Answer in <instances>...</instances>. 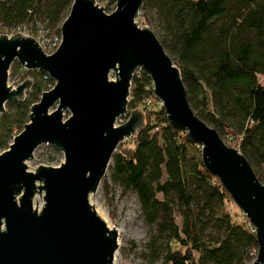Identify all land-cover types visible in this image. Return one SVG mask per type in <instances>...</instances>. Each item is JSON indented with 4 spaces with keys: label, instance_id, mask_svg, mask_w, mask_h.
<instances>
[{
    "label": "water",
    "instance_id": "water-1",
    "mask_svg": "<svg viewBox=\"0 0 264 264\" xmlns=\"http://www.w3.org/2000/svg\"><path fill=\"white\" fill-rule=\"evenodd\" d=\"M141 1L115 0L106 15L92 0H72L59 26L61 42L51 55L43 54L28 35H0V114L6 102L22 101L31 85L25 80L7 86L14 61L54 82L0 152V264L111 263L115 231L96 215L88 194L117 144L142 127L138 110L114 126L125 112L135 71L148 78L167 127L198 148L203 169L252 227L256 247L249 264H264V185L244 157L190 110L178 69L149 28L136 25ZM64 110L70 113L66 119ZM40 144L61 153L63 161L28 171L25 161ZM35 194L42 198L39 208L32 205Z\"/></svg>",
    "mask_w": 264,
    "mask_h": 264
},
{
    "label": "trees",
    "instance_id": "trees-1",
    "mask_svg": "<svg viewBox=\"0 0 264 264\" xmlns=\"http://www.w3.org/2000/svg\"><path fill=\"white\" fill-rule=\"evenodd\" d=\"M71 2L0 0V33L12 29L34 38L42 25L59 34ZM141 2L136 20L149 28L178 69L190 110L249 165L252 159L259 164L258 169L250 166L259 181L264 164V0ZM20 72L31 78V85L22 101L6 102L0 114V151L53 84L43 72ZM150 88L145 75L132 74L125 108L140 107L143 124L128 144L116 147L106 169L112 184L135 195L148 228L143 254L148 262L159 259L162 264H249L248 253L256 246L247 221L241 213L239 220L228 215L224 205L232 201L201 166L198 148L167 127L160 106H143L151 98Z\"/></svg>",
    "mask_w": 264,
    "mask_h": 264
},
{
    "label": "rangeland",
    "instance_id": "rangeland-1",
    "mask_svg": "<svg viewBox=\"0 0 264 264\" xmlns=\"http://www.w3.org/2000/svg\"><path fill=\"white\" fill-rule=\"evenodd\" d=\"M114 3L115 0H96L97 6L99 8L101 7L102 13L106 15L114 10ZM135 22L139 27L144 26L141 25L139 21L136 20V18ZM41 27L42 25H39L37 27V30ZM154 31H157V29H154ZM14 33L15 32H12L11 29L5 35L10 36ZM3 34L4 33H0V35ZM35 35L36 33L34 34V36ZM21 69L25 71V69L16 61H14L10 65L8 69L6 84L8 87L11 86V89L15 88L23 81L31 79L30 77L21 75ZM107 78L110 81L113 80L111 72L108 73ZM258 81L262 83L263 77H258ZM52 83L54 84L53 81ZM27 92L28 91L25 92V95L27 94ZM153 104H157L159 106L157 100H155L151 96V98L148 99L143 106L146 107V110H150V107ZM5 106L6 105H4V110H6ZM136 110H138L142 114L143 121L144 114L140 110V107ZM130 111L132 110L127 111L125 108L124 116L120 119V122H116V124H122L126 120ZM69 115L70 113L67 110L63 111V119H66ZM129 140L130 137L127 139H123L120 143L117 144V146L120 144H128ZM230 145H232V143H230ZM31 157L32 158L30 160L25 161L26 170L28 171H34V169L39 165L57 166L63 161L62 154L46 144L38 145L32 152ZM250 166L253 169H258L259 164H255L254 159H252L250 161ZM106 175L107 171L104 172L94 191L88 194V203L90 204V206L92 205V209L94 210L96 215L104 222L106 227L114 229L115 231L116 248L112 254V260L110 264H162L159 259L148 262L146 256L143 254V243L146 240L148 228L140 216L138 203L136 201L134 193L129 190L122 192L118 186L112 184L107 179ZM260 177L261 174L259 178ZM103 179L105 180L104 185L102 182ZM41 204V195L35 194L32 198L33 207L36 206L37 208H39ZM224 208L232 219H241V212L232 202H226ZM172 215L174 221L179 224L180 217L176 213L175 208H173ZM254 254L255 249H251L248 253L251 259L254 257Z\"/></svg>",
    "mask_w": 264,
    "mask_h": 264
},
{
    "label": "built area",
    "instance_id": "built-area-1",
    "mask_svg": "<svg viewBox=\"0 0 264 264\" xmlns=\"http://www.w3.org/2000/svg\"><path fill=\"white\" fill-rule=\"evenodd\" d=\"M92 2L94 5H96V7H98L96 4V0H92ZM22 33L27 35L25 32H22ZM34 40L36 41L38 47L40 48L43 54L51 55L58 48L61 42V36H60V33L56 34L54 32L49 31L48 29L41 27L37 30ZM52 86L53 84L49 86L48 90L51 89ZM124 113L120 117L114 120V126H117L116 122H120V119L124 116ZM228 141H229V138L226 137L225 142H228ZM259 183L264 185V164L262 166L261 177L259 179ZM249 230L253 232V229L250 225H249Z\"/></svg>",
    "mask_w": 264,
    "mask_h": 264
}]
</instances>
